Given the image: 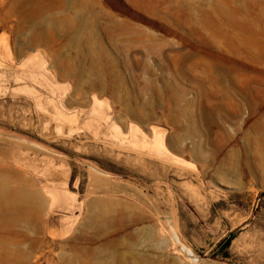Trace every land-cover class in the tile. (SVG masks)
<instances>
[{
  "label": "rangeland",
  "instance_id": "1",
  "mask_svg": "<svg viewBox=\"0 0 264 264\" xmlns=\"http://www.w3.org/2000/svg\"><path fill=\"white\" fill-rule=\"evenodd\" d=\"M0 264H264V0H0Z\"/></svg>",
  "mask_w": 264,
  "mask_h": 264
},
{
  "label": "bare ground",
  "instance_id": "2",
  "mask_svg": "<svg viewBox=\"0 0 264 264\" xmlns=\"http://www.w3.org/2000/svg\"><path fill=\"white\" fill-rule=\"evenodd\" d=\"M83 33V32H82ZM78 36V35H77ZM81 37V36H80ZM104 87V86H103ZM175 239H176V242L178 243V244H180L181 245V250L182 251H184L185 253H187L189 256H193L192 258H194V261H196V262H199L200 260L195 256V254H193V251L190 249V248H188L185 244H183L182 242H181V240H180V238L177 236V235H175Z\"/></svg>",
  "mask_w": 264,
  "mask_h": 264
},
{
  "label": "trees",
  "instance_id": "3",
  "mask_svg": "<svg viewBox=\"0 0 264 264\" xmlns=\"http://www.w3.org/2000/svg\"><path fill=\"white\" fill-rule=\"evenodd\" d=\"M231 242H232V239L228 238L222 243L221 246L224 248V251H226L229 248V246L231 245Z\"/></svg>",
  "mask_w": 264,
  "mask_h": 264
}]
</instances>
